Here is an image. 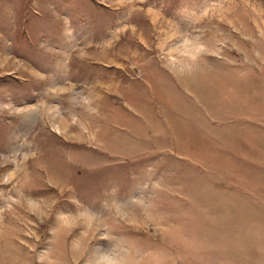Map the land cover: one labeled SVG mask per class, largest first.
Listing matches in <instances>:
<instances>
[{
  "label": "rangeland",
  "instance_id": "374dc122",
  "mask_svg": "<svg viewBox=\"0 0 264 264\" xmlns=\"http://www.w3.org/2000/svg\"><path fill=\"white\" fill-rule=\"evenodd\" d=\"M0 264H264V0H0Z\"/></svg>",
  "mask_w": 264,
  "mask_h": 264
}]
</instances>
